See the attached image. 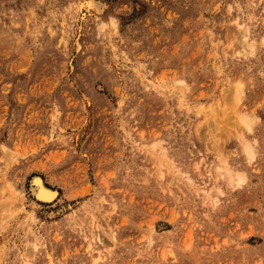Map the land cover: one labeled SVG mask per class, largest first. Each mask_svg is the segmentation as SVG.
Masks as SVG:
<instances>
[{
  "label": "rangeland",
  "instance_id": "374dc122",
  "mask_svg": "<svg viewBox=\"0 0 264 264\" xmlns=\"http://www.w3.org/2000/svg\"><path fill=\"white\" fill-rule=\"evenodd\" d=\"M0 264H264V0H0Z\"/></svg>",
  "mask_w": 264,
  "mask_h": 264
},
{
  "label": "bare ground",
  "instance_id": "6f19581e",
  "mask_svg": "<svg viewBox=\"0 0 264 264\" xmlns=\"http://www.w3.org/2000/svg\"><path fill=\"white\" fill-rule=\"evenodd\" d=\"M101 4L102 2L94 1V5L97 7L98 11H102L103 7L101 8ZM32 189L34 191L32 192L35 193L36 197L41 201L52 202L58 196V191L47 187L40 176H35L32 179Z\"/></svg>",
  "mask_w": 264,
  "mask_h": 264
}]
</instances>
